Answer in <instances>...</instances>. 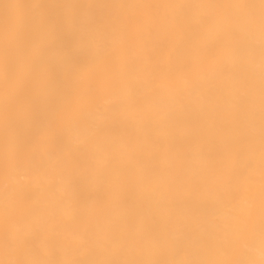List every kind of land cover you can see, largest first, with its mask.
Returning <instances> with one entry per match:
<instances>
[{"label":"snow or ice","instance_id":"snow-or-ice-1","mask_svg":"<svg viewBox=\"0 0 264 264\" xmlns=\"http://www.w3.org/2000/svg\"><path fill=\"white\" fill-rule=\"evenodd\" d=\"M0 264H264V0H0Z\"/></svg>","mask_w":264,"mask_h":264},{"label":"bare ground","instance_id":"bare-ground-1","mask_svg":"<svg viewBox=\"0 0 264 264\" xmlns=\"http://www.w3.org/2000/svg\"><path fill=\"white\" fill-rule=\"evenodd\" d=\"M49 2H85V0H49ZM93 2V0H88ZM94 2L100 3H132L139 2V0H94ZM149 2H226V0H149ZM258 178V177H257Z\"/></svg>","mask_w":264,"mask_h":264}]
</instances>
